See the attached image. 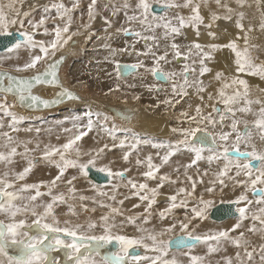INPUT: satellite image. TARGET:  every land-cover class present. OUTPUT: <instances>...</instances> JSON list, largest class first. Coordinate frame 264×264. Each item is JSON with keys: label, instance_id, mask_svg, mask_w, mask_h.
<instances>
[{"label": "snow or ice", "instance_id": "obj_1", "mask_svg": "<svg viewBox=\"0 0 264 264\" xmlns=\"http://www.w3.org/2000/svg\"><path fill=\"white\" fill-rule=\"evenodd\" d=\"M24 3L25 0H0V38L7 41L4 49L9 53L6 57H0V165L4 168L0 172V257L5 258L0 260V264H203L204 258L199 255L185 253L186 260L169 256L173 242L166 241L163 237L177 228L185 234L175 240L177 246L191 248L196 243H201L207 247L208 254H212L220 251L223 245L231 244L236 249L235 257H224L223 264H264V98H253L252 86L242 78L251 76L264 81V61L257 62L259 56L253 55L254 51H261V46L252 43L250 35L257 27L264 33V0H255L261 16L257 24L250 23L247 26L244 23L247 18L246 9L253 6L249 0H108L103 4V9L109 11L111 17L122 12L129 25L117 28V33L137 38L134 43L120 48H113L109 43L103 45L107 51L103 62L114 65L117 81L145 68L158 80L171 81V95L158 100L156 108L163 105L166 111L168 108L175 109L181 100L190 95L189 89L194 90L201 103L194 107L189 105V110L180 112L177 117L178 126L171 128V132L178 137L174 141L154 142L142 138L131 129L118 128L114 123L109 125V116L94 112L89 107L83 114L65 117L63 121L56 122L60 128L56 139L59 141L63 136L62 143L49 142L43 145L39 141L20 140L14 135L20 131L19 125L23 117H18L11 109L15 107L16 101L29 107L42 105L48 108L65 100L81 99L75 91L60 83L58 66L65 57L57 56V53L70 42L74 45L73 38L81 33V29H90L100 5L98 0H90L87 4V22H84V12L81 11L80 23L74 28V14L81 9V0H70L69 4L64 0H56L45 6L39 19H31L29 12L22 11ZM156 7L161 8L165 14L157 15ZM183 9L188 10V15L176 12L169 17L167 14L170 10ZM203 9L210 12L207 22L202 15ZM217 9H222L223 12ZM102 18L107 27L112 26L109 16ZM220 20L233 23L238 30L223 43L217 42L220 37L212 30ZM49 21L51 27L48 26ZM133 24L139 30L132 29ZM201 26L207 30L210 42L202 45L193 41L186 51H182L175 42V37L181 35L183 29L191 28L198 40ZM12 29L16 31L13 32ZM37 35L48 39L37 40ZM161 39L165 42L163 52L158 51ZM141 41L144 43L142 51L136 48V44ZM21 49L27 52L28 59L22 64L5 68L4 61L11 60V54L18 53ZM220 50H228L232 54L236 75L227 79L222 72H216L214 78L221 82L220 87L215 93L207 92L201 77L212 71L207 62L213 59L214 52ZM125 54L135 55L137 62L131 65L122 64L117 57ZM170 55L173 60L182 58L186 61L180 71L163 69L162 64L172 62ZM140 57H150L152 66H146ZM41 64L44 65L43 69ZM29 71L34 74L27 78L12 74ZM34 84L55 86L59 91L51 100L41 99L32 94ZM148 87L150 91L161 90L155 85ZM258 90L264 93V88ZM120 91L119 82L108 89V93ZM205 93L207 100L214 103L204 104ZM9 94L14 97L12 103L7 99ZM134 99L138 100L139 96ZM206 107L211 110L205 111ZM5 117L8 118L7 123ZM122 118L128 122L131 115ZM65 122H70L72 126L64 127ZM241 124L242 128L239 127ZM93 130L102 133L111 141V145L105 141L98 147L85 151L83 138ZM25 131L30 132L32 129ZM35 131L39 135L41 129L36 128ZM48 131L51 132L52 129ZM118 132L123 133V138L117 135ZM149 143L158 150L156 156L160 163H154L151 155L146 160L137 158L135 163L137 166L146 163L147 170L141 175L148 180H158L156 187L149 188L147 183L137 184L133 180H128L124 185L129 188L131 196L141 202L134 204L133 208L146 205L142 213L125 216L120 207L107 203L112 201L123 205L124 200L117 201L116 197L119 184L113 186L111 193L97 190L93 197L78 194L74 182L79 175L87 177L88 170L96 167L97 161L106 152L119 147L123 150V161L129 163L131 150H136L140 144ZM241 146L245 150L242 151ZM126 147L129 150H124ZM205 150L210 153L207 157L203 155ZM182 151L192 154L190 162L183 165L184 178L179 177V167L174 169L178 174L176 179L161 174V168ZM36 152L40 153L39 159L52 163L57 173L48 181L27 183L26 178L37 162L30 157ZM230 153H235V156ZM82 156H86L87 160H82ZM17 157L23 158L27 164L18 171L14 169ZM203 159H207L209 163L223 159L225 163L207 181L204 179L207 172L196 177L187 175V170ZM253 161L257 162L255 166ZM68 169H75L78 175L65 178ZM96 170L105 173L110 181L123 180L125 173L129 171H113L109 166L97 167ZM60 182H63L66 191H56ZM165 182L181 186L167 197L168 206L157 214L160 226L154 225L150 229L147 225L156 218L152 206ZM230 184L233 190L240 188V194L234 200L224 201L222 194ZM198 185L202 186V191L198 192ZM217 192L221 193V203L234 207L236 222L230 229L199 234L201 223L208 218L209 209L214 207ZM249 192L258 194L255 200L258 206L256 211L250 207L254 201L249 199ZM131 196H125L124 199H130ZM45 197L49 199L45 200ZM97 197L105 199L98 200ZM77 198L81 202V208L85 210L87 205L83 202L90 200L93 205L107 208L108 212L100 215L98 219L88 218L83 223H73L69 219L59 220L55 215V207L67 204L68 213L76 216L74 204L69 201ZM189 201L194 204L185 213L183 220L166 223L169 213L178 207L187 209ZM95 210L91 209L93 212ZM117 216L124 217L119 224L116 222ZM28 217L32 218L31 223L28 222ZM248 219L252 221L251 225L245 231H240L244 227V221ZM126 226H133L139 236L122 234L121 230ZM33 229L34 234H30ZM248 235H258L259 243L250 241ZM113 243L117 246L116 251H102ZM138 247L151 255L133 254L129 251ZM9 249H13L16 254L9 255ZM54 252L63 253V256H53Z\"/></svg>", "mask_w": 264, "mask_h": 264}, {"label": "bare ground", "instance_id": "obj_2", "mask_svg": "<svg viewBox=\"0 0 264 264\" xmlns=\"http://www.w3.org/2000/svg\"><path fill=\"white\" fill-rule=\"evenodd\" d=\"M51 1L54 2L56 0H51ZM89 1L90 0H86V2H89ZM34 2L36 3L35 5L33 4ZM106 2H108V0H98V3L100 5L98 7V9L103 8V4L106 3ZM117 2H120V0H117ZM46 3H47V0H46ZM49 3H51V2L49 1ZM249 3H251L253 6L250 9H246V12H247V18L246 19L249 20L248 22L244 21L246 26L248 25V23H252V24L257 23L259 21V19H260V16H261V12L259 10H257V8H256L255 0H249ZM24 5H25L24 10H32L33 8L39 6V2L37 3L36 0L35 1L33 0V2L31 3L30 0H27V1H25ZM212 7H213V9H215V5L214 4L212 5ZM205 11L207 12V14H210L208 9H205ZM217 11H220L221 13L223 12L222 9H217ZM176 12H180V14H182V15H188V10L187 9L175 10V13ZM106 13H107V11L104 10L103 14L106 15ZM160 13H163V11H160L159 13H156V14H160ZM256 13H257V15H255ZM101 15H102V13H101ZM100 25H104V22H102V19H99V20L97 19V21H95L93 23V27H99ZM97 30H99V28ZM212 30L216 31L218 33L220 39L217 42H219V43H223L224 41L230 39L238 31V30L234 29L233 24L231 22H227V21H224V20L217 21L216 25L213 26ZM200 31H201V35H200L199 39L197 40L195 32L193 30H190L189 28H185V29L182 30V34L180 35L182 37V40L181 41H177L176 40V43H178V44L182 43L183 45H181V46H184L185 49H187V47L193 41L199 42L202 45L209 43L210 42V38L207 36V30L203 26H201ZM112 36H113L112 31L107 29V30L99 32L97 34V36L94 37V38H96L95 40L91 39L90 42L86 43V49L83 50L84 61H82L81 63H79V61L78 62H74V61H71L69 59V57L73 56L74 53H75L74 52L75 51V47H76L75 45L81 44L82 42L85 41V39H82V42H80V37H78V36L73 38L74 41H75L74 45L70 42L69 45H67L66 47H64V49L61 50L60 53H57V56L62 55V56L65 57L64 61L61 63V65L59 67V70H58V76H59L60 82L62 83V86L67 87L64 84L63 80H65L67 78V76L65 74V72H66L65 69H66V67L69 64H70V68H69L70 69L69 70V74L70 75L71 74H75V75L79 74L80 75L79 72L82 71V70L80 71V64H83V66L87 67L92 75H94V73H97V72H98V74L101 73L102 75L103 74L106 75V74H108V72L110 70L114 69V67H112L110 65L109 66L108 65H104L101 62H90V61L87 62V61H85V59L86 60L87 59H89V60L93 59L94 56L97 55V54L103 60V57L105 55H107V51L103 48V45L105 43H109L111 45L110 37H112ZM117 39H119V37ZM129 39H127V40H129ZM131 40L132 39H130V41ZM121 41H123V39ZM251 42L254 43V44L260 45V46H262V45L264 46V33L260 32L258 27H257V30L255 32L251 33ZM119 44H121V43H119ZM185 44H187V45H185ZM241 44H242V41H241ZM83 45H84V43H83ZM139 46L140 45L138 43V47ZM118 47L120 48V47H123V46L120 45ZM160 49H158V50H160ZM81 50H82V45H80L77 54L80 53ZM141 50H143V49H141ZM183 50L184 49H182V51ZM263 50H264V47H263ZM263 50L261 49L260 52L254 51L253 55L254 56H259V59L264 61V52H263ZM2 57H4V56H2ZM77 57H78V55H77ZM95 58H96V56H95ZM140 59L144 61V59L142 57H140ZM119 61L122 64H126L127 62L134 64V63L137 62V57L135 55H127V54H125V55L121 56ZM173 62L175 64L176 63L179 64V65L176 64V66L178 67V68L176 67V69H182L183 64H184V60L182 58L179 59V60H174ZM188 63H190V61H188ZM207 63H208V66L211 68L212 71L210 73L205 74L204 77H201V79H203V80L208 79L207 81H204V84H205V86L207 88V92L215 93L216 89H218L220 87V83L221 82L216 81L215 78H214L216 72H222L224 74L225 78H227V79H231L232 75H236L235 74V65L233 63V56L228 50H220V51L214 52L213 53V59L211 61H208ZM63 66L65 68H63ZM43 67H44V65L41 67V69ZM168 68L169 67H167V69ZM168 70L169 71H174L172 68H170ZM32 73L33 72H25V73H14L13 72V74L22 75V76L31 75ZM103 76H102V78H103ZM72 77H73V75H72ZM107 78H109V77H107ZM191 78L192 77L190 76V79ZM242 78L246 79L249 82V84L252 86L253 98H256V97L264 98V93H261L258 90L259 88H264V81L258 80V79H256V77H251V76H242ZM69 79L70 78H68V80ZM107 81L110 82V80H107ZM121 81H123V83H126V85L129 84L127 86L134 85V87H132L133 89L131 91H129V93L131 94L130 97L125 98L119 92H114L113 95H111V96L102 97V99H98V98H95V96H93L89 92V90L88 91L85 90L86 92L81 93V95L76 91V93L81 97V99L76 100V101L67 102V103H65V104H63V105H61V106H59V107H57L55 109L50 110V111H47V110L44 111L43 110V111H38V112H25V111H22V110L18 109L17 105H15V107H13L12 109H13V111L19 112L20 114H23V112H24V114L26 113V114H32V115H36V116H41V115L46 114L48 112L54 111L56 109L60 110V109L67 108L68 109L67 113H68V112L72 111L71 109H73V108L70 107V104L77 103V104H80V105L83 106L84 111L87 110L90 107L94 112L98 111V112L103 113L104 115L109 116L110 119H113L112 123H114L118 128L131 129L132 132L137 133L142 138L149 139L150 141H154V142H161V141L168 142V141H174L175 139L178 138L176 135H174L171 132V128L178 126L177 117L179 116L180 112L181 111H185V110H189V105H192L194 107L196 104L201 103L199 98L195 95L194 90L193 89H189L188 91L190 92V95L188 97H185L183 100H181V102L176 105L175 109L168 108L167 111H166L165 107L163 105H161V107H159V108H156L155 105H156L158 100H162L166 96L171 95V81H165V82H160V81L158 82L157 81L156 82L155 78L150 74V72H145V70L143 68L138 69L137 72L132 73V75H129V77L127 76V78L122 79ZM121 81H119V82H121ZM70 82H71V80H70ZM90 82H91V80H90ZM123 83L121 84V87L124 90H126V88L124 87L125 84H123ZM149 85L158 86V87H160L161 90L159 92L155 91V89L150 91L149 87H148ZM107 87H110V86H107ZM68 88H70L71 90L74 89V87H72L71 84H68ZM33 90L34 91L32 93H36L40 97H43V98H50L53 95V93H54V90L52 88L37 87V88H34ZM137 95L139 96V100L138 101H136V99H134V97L137 96ZM205 96H206V100L204 101L205 105H211L212 103H214V101H208L207 100V93H205ZM7 99L9 101V103L13 102V99L10 96H8ZM119 99H122V100L118 101ZM77 106H79V105H77ZM209 109L211 110L210 107H206L204 110L208 111ZM126 115H131V119L128 122H125L124 119L122 118L123 116H126ZM29 119H32V118H29ZM249 119H251V118L249 117ZM185 127H187V125H185ZM101 137H104V136H101ZM98 138H100V136ZM62 142H63V137L61 138L60 141H55L54 143L56 144V143H62ZM257 143L259 144L258 140H257ZM126 150H129V149L127 148ZM241 150H245L243 148V146H241ZM141 151L143 153H140ZM157 151H158L157 149H154V148L151 147L150 143L147 144V145L146 144H140V145H138V147L136 149V152H134L135 155L132 156V161L131 162L135 163L136 159L139 158V156L141 154H145V155H151L152 158H153V162L156 163V164H159V159L156 156ZM160 153H161V155H163V151L162 150H160ZM209 154L210 153H208L207 150L203 153V155L205 157H207V155H209ZM191 158H192V154L188 153L186 151H182L180 153H177L174 157H172L170 159V162H169L168 165H165V166H163L161 168V174H167V175L171 176L172 178L176 179L178 174L174 171V169L179 167L180 168L179 177H180V179H183L184 178V173H185V169H184L183 165L188 164L190 162ZM178 159L180 160V163H177V161L175 162L176 164H172L171 163L173 160H178ZM183 160H184V162H183ZM205 160H207V159H203V160L199 161L197 163V165H195L192 168L188 169L187 170V175H191L193 177H196L197 175H203L205 173L204 172L205 170H201L202 167H200V165H202L203 161H205ZM219 161H221V160H219ZM224 163H225V161H222V163H219V164L214 162L211 167L210 166H205L209 170H211V171H209V173H207V175L204 176L205 181H207L209 179V177H212L214 175V173L216 171H218L220 168H223ZM130 165H132V163ZM19 166H21V165L19 164ZM140 169H141V172L146 171L147 170L146 164H142ZM2 170L3 169H0V172ZM37 172H38V170H37ZM207 172H208V170H207ZM48 175H46V176H48ZM53 176H55V174L51 175V177H53ZM44 177H45V175H44ZM51 177H49V178H51ZM135 182L137 184H139V183H147L149 188H153V187H156V185L158 183V180H148V179H146L145 177H143L141 175ZM62 184H63V182H62ZM179 186H181V185L170 184L168 182H165L164 187L159 189V194L155 197V202L167 201V197L169 195H171L173 192H175L176 189ZM63 190H64V188H63ZM202 190H203L202 186L198 185V192L202 191ZM240 191H241L240 188H236L235 190H233L232 185L230 184L229 187L224 190V192L222 194V197L224 199H233V198H235L236 196H238L240 194ZM161 193H163V194H161ZM217 196L221 197V193L217 192L215 197H217ZM256 198L257 197H255L254 200ZM70 202H73V201H70ZM129 203L130 204H133V203L139 204L141 202L136 197L133 196L129 200ZM193 204H194L193 201H189V206H188L187 209L183 208V207H178V208L174 209L171 213L168 214L167 219H166V223L183 220L184 216H185V213L187 211H190V209L193 206ZM144 206H146V205L142 204L141 207L133 209L132 210V215H135L137 213H142ZM167 206H168V201L165 202V203L160 204L159 207H157L156 209H154L152 207V212H153L154 216H156V218L151 221V223H150L151 225L160 226V221L158 219V215L157 214L161 210L165 209ZM124 214L127 215L126 213H124ZM63 217H64V215H63ZM235 222L236 221H234V220L228 219L223 224L216 225L214 223H210L208 220H204L201 223L199 234H203L205 232H215V231L223 230V229H230ZM151 225H147V227L151 229L153 227ZM133 231H135V233H136L135 237L139 236V233H137L135 229ZM240 231H245V228H241ZM179 232H180V230H179V228H177L172 233H179ZM30 234H34V229L30 232ZM236 234L237 233H232V235H236ZM62 238H65V237H62ZM248 239L250 241L259 243V236L258 235H252V236L248 235ZM198 246H202V244L198 245ZM224 247H225V250L227 252V248L229 246L228 247L224 246ZM230 247H232V245ZM135 249L140 251V255H151V253H146L145 250H143L140 247L135 248ZM222 249H224V248H222ZM197 250H198V247H193V249H186L183 252L184 253L193 254ZM102 251H106V250L103 249ZM9 253H13L14 254L15 252L12 249V251H10ZM59 255H63V253H60ZM174 257H184V260H186V258H185L186 256L185 255H178L177 254ZM4 259H5L4 257H0V260H4Z\"/></svg>", "mask_w": 264, "mask_h": 264}, {"label": "rangeland", "instance_id": "obj_3", "mask_svg": "<svg viewBox=\"0 0 264 264\" xmlns=\"http://www.w3.org/2000/svg\"><path fill=\"white\" fill-rule=\"evenodd\" d=\"M25 1H27V0H25ZM30 1H31V3L33 2V0H30ZM49 1L51 3L53 2L51 0H47V3H48L47 4L46 3V0H36L37 3L39 2V6L33 8L32 9L33 11L32 10H24L25 5L22 6V11L30 12L29 18H31V19H39L40 15L43 13V10H44L45 6H48V5L51 4V3H49ZM54 2H56V1H54ZM64 2H66V4H69L70 3V0H64ZM89 2H86V0H81V9L80 10H77L75 12V14H74V16L76 18V24L73 26L74 28L80 23L79 17H80V13H81L82 10L84 12V22H87V4ZM33 4L35 5L36 3L34 2ZM103 11H104L103 8L98 9L97 10L98 15H97L96 19L91 22L90 29H88V30L81 29V33L79 35H77L78 37H80V42H82V39H85V41L82 42L81 44L75 45L76 46L75 47V51H74L75 53H74L73 56L69 57V59L71 61H74V62H78L79 61V63H81L82 61H84V56H83L84 53H83V50L86 49V43L90 42L91 39L95 40L96 38H94V37H96L99 32L104 31L106 29H109V30L112 31L113 36L110 37V39H111V42L110 43H111V47H113V48H117L120 45L124 47L126 44H130V43L132 44V43H134L135 40L137 39V38L133 37L132 35H127L126 36L123 33H117L116 28H118V27L120 28V27H122L124 25H125L124 27H129V25L125 22V18H124V15H123L122 12L118 16H116V17H111V13L109 11H107L106 15L103 14ZM101 13H102V15H101ZM164 14L165 13L163 12V13H160V14H157V15H164ZM167 14H168L169 17H171L172 15L175 14V10H170ZM202 15L205 16V21L207 22L210 14H207V12L205 11V9H203L202 10ZM255 15H257V13ZM104 16H109L112 19V26H111V28L110 27H107L105 25V23H104V25H100L99 27H93V23L95 21H97V19L98 20L99 19H102V22H104V20L102 18ZM244 21L248 22L249 20L248 19H245ZM248 24H250V23H248ZM254 24H257V23H254ZM48 26L51 27V21H49V25ZM233 27H234V25H233ZM98 28H99L100 31L97 30ZM131 28L134 29V30H139L138 29V26H136L134 24L131 25ZM189 29L192 30L191 28H189ZM234 29H235V27H234ZM12 31H16V29H12ZM157 35L158 36L160 35V32L159 31H158ZM118 37H119V39H117ZM120 37L123 39V41H121L122 39ZM126 38L127 39L130 38L132 40L130 41V39L127 40ZM36 39L37 40H41V39H45L46 40V39H48V37H45L43 35H37L36 36ZM176 40L177 41H181L182 40V37L180 35L179 36H176L175 37V42H176ZM118 42L121 43V44H119ZM142 42L143 41H141L139 43V45H140L139 47H138V43L136 44V48L137 49H140V50L143 49L144 50V44ZM169 42H171V41H169ZM83 43H84V45H83ZM160 43L162 45L160 47L161 49L159 48L160 50H158V51L163 52L164 51L165 42L163 41V39H161ZM80 45H82V50H81L80 53L77 54ZM178 45H180L181 50L182 49H184L183 51H186L187 50V49H185L184 46H181V45H183L182 43L181 44L179 43ZM185 45H187V44H185ZM263 47L264 46L262 45L261 46V49L262 50H263ZM61 50L58 53H60ZM263 52H264V50H263ZM8 55H9V53H7L6 51L0 53V57H2V56L6 57ZM11 55H12V59L11 60H7L6 59L4 61V67L5 68H10V66L15 65V64H22V63H24L28 59V54H27V52L24 49H21L18 53H12ZM77 55H78V57H77ZM95 56H96V58H95ZM95 56L93 58L94 60L93 59H90V60L89 59H87V60L85 59V61H87V62H89V61L90 62H101L104 65H108V66L110 65V66L114 67V65H112L110 63H106V62L103 63V60L101 59V57L98 54L95 55ZM119 57L121 58V56H119ZM119 57H117L118 60L120 59ZM142 58L144 59V64L146 66H149V67L152 66V60H151L150 57L149 58L142 57ZM169 59L172 62L170 64H162L163 65L162 66L163 69L165 71H169L168 69L172 68L174 71H180L181 69H176V67H177L176 64L177 65H179V64L178 63L175 64L173 62L174 60L172 59L171 55L169 56ZM261 61L262 60L259 59L257 62H261ZM184 63H185V61H184ZM127 64H130L131 65L133 63H128L127 62ZM42 66H43V64L40 65V67H42ZM166 66L169 67V68L167 69ZM63 68H65V67L63 66ZM69 68H70V64L65 69V71H66L65 74H66L67 78L65 80H63V82H64V84L67 87H68V84H71L72 87H74L73 90L77 91L80 95H81V93H84V92H86V91L89 90V92L93 96H95V98L102 99V97H107V96L113 95V93H108V88H110V87L113 88V86H115V84L117 82H119L116 79L114 69H112V70H110L108 72L109 75L108 74H106V75L103 74L104 75L103 76L100 73L103 76V78H102V76L100 74H98L97 71H96L97 73H94V75H92L91 72L88 70V68L85 67V66H83V64H80V71L82 70L81 72H79L80 75L79 74H76V75L75 74H71L70 75L69 74V70H70ZM143 69L145 70V68H143ZM29 72H31V71H29ZM145 72H147V71L145 70ZM72 75H73V77H72ZM130 75H132V74H130ZM106 76L109 77V78H107ZM234 76L235 75H232V77H234ZM68 78H70V79L68 80ZM256 79L260 80L257 77H256ZM70 80H71V82H70ZM90 80H91V82H90ZM107 80H110V82L107 81ZM207 80L208 79L203 80V81H207ZM155 81L157 82L156 79H155ZM121 82L123 83V81H121ZM121 82H119V83L122 84ZM123 84H125V86L124 85L123 86L126 88V90H124L121 87V91L119 93L123 97H125V98L130 97L131 94L129 93V91H131L133 88L130 87V86H127L129 84H127V85H126V83H123ZM107 86H110V87H107ZM156 87H158V86H156ZM158 88H160V87H158ZM106 93H108V94L106 95ZM121 100L122 99H119L118 101H121ZM138 100L136 99V101H138ZM205 100H206V96H205ZM77 105H79V106H77ZM70 107L73 108V109H71L72 111H70L68 113H67V110H68L67 108L60 109V110L56 109L54 111L48 112L46 114H43L41 116H36V115L26 114V113L24 114V112H23V114H20L19 112H15V111H13V109H11V111L14 112L15 114H17L18 117H23V121L19 125L20 131L18 133H15L14 135L17 136L20 140H25V141L26 140H32L34 142L35 141H39V142H41L42 145L44 143H49V142L55 144L54 142L57 141L56 136L58 134H60V128L56 125V122L57 121H63L65 117H69V116L77 115V114H83L86 111V110L84 111V108H83L82 105L77 104V103L70 104ZM220 107L223 108V105H220ZM208 111H210V109ZM29 118H32V119H29ZM7 119H8L7 117L4 118L5 123H7ZM112 121H113V119H110L108 121L109 125L113 124ZM227 123L228 122L226 121V125H227ZM71 126L72 125H71L70 122H65V124H64V127H69L70 128ZM239 127L242 128L243 125L241 124ZM28 128H31V129L33 128V129L30 132L29 131H25V129H28ZM36 128L41 129L39 135H37V133L35 131ZM48 129H52V131L49 132ZM117 135L120 136L121 138H123V133L118 132ZM99 136H100V138H98ZM101 136H103V134L102 133H97L96 130H93L92 132H90L87 136H85L83 138V141H82L83 149L85 151H87L89 148L98 147L99 145L103 144L105 141H107L111 145V141L110 140H108L106 137H101ZM62 137L63 136H61V138ZM117 143H118V141H117ZM32 146L33 145H29V147H32ZM126 149L127 148H125L124 150H126ZM21 151H22V149H21ZM134 152H136V150H131L130 162L129 163H125L123 161V159H122L123 150H121L119 147L112 148L111 151L106 152V154L103 155L102 158L97 161L96 167H93L92 169L96 170L97 167H102V166H109V167H111L113 169V171H123L124 169H129V171H127L125 173V178L123 180H120V179L111 180L108 183L99 184L98 185V184H95L92 181H90L87 177H84L82 175H79L78 176V180L74 182L78 194H83V195L88 196V197H93V196H96V191L97 190H99V191H105V192H110L111 193L113 186L119 184L120 187L116 191V197H117V201L122 200V199L124 200L123 205H119L118 203H114L112 201H107V203L112 204L113 206L120 207L121 210L124 213H126L127 215H132V210L135 209V208H133V205L134 204H137V203H133V204H130L129 203V200L133 196H131V193L129 191V188L128 187H125L124 185L127 184V181L128 180L136 181L141 176V173H142L141 172V169H140V167L142 165L137 166L136 163L131 162L132 161V156L135 155ZM140 153H143V152L141 151ZM39 156H40V153L39 152H36V153L32 154V156L30 157V158H34L37 162L34 164V166L32 168V171L29 173L28 177L26 178V182L27 183H36V182L41 181L42 179L44 181H48V180H50L52 178L51 177L52 174L53 175L54 174L56 175V173H57V169H56V167L52 163H49L47 161H44V160L39 159ZM148 156L149 155L141 154L139 156V159L146 160V158ZM15 159H16V162L17 163H15L16 166L14 165V169L17 170V171L18 170H21L24 167V165L26 164V161L23 158H21V157H17ZM81 159L84 160V161H86L87 160V157L86 156H82ZM176 161H177V163H180V160L179 159L178 160H173L171 163L172 164H176L175 163ZM222 161H224V160L223 159H221V161H215L214 160V162L215 163H218V164L219 163H222ZM183 162H184V160H183ZM131 163H132V165H130ZM159 163H160V160H159ZM213 163H209L207 160L203 161V164L200 165V167H202L201 170H205L204 172H207V170H208L207 173H209V171H211V170H209L205 166H210L211 167L213 165ZM19 164L21 166H19ZM25 166H27V164ZM0 169H3L4 170V168H3L2 165H0ZM37 170H38V172H37ZM43 174L45 175V177H44ZM46 175H48V176H46ZM73 175H78L77 171L75 169H68L67 172L65 173V178H70ZM49 177H51V178H49ZM172 179H175V178H172ZM63 188H64V190H63ZM43 190L44 189H42V191ZM56 191H60V192L66 191L65 185L62 184V182H60L59 187L56 189ZM161 194H163V193H161ZM125 196H131V198L130 199H124ZM248 196H249V199H252L253 198L252 200L254 201V203L250 207L252 208L253 211H256V209H257L258 206L255 204V200L258 198V196H254L251 192L248 193ZM255 197H257V198L254 200ZM235 198H233V199H224L223 198V200L224 201H228V200H234ZM44 199L47 200L49 198L48 197H45ZM97 199L98 200H104L105 198L104 197H97ZM165 202H167V201L155 202L152 207L154 209H156L157 207H159L160 204L165 203ZM69 203H71V204H74L75 203L74 204V210L76 211L77 215L76 216H71L68 213V205L67 204H60L59 206L55 207V209H54L55 215L57 216V218L59 220L63 221L64 219H69L73 223H75V222H81V223H83L88 218L98 219L100 215H103L106 212H108V209L107 208H101V207H99V205H93L90 200H86V201L83 202L84 204L87 205V210L81 208V206H80L81 202L78 200V198L75 201H73V202H70L69 201ZM220 203H221V197L220 196L215 197V204H214V206H216V205H218ZM92 208H95L96 210L93 212V211H91ZM212 208L209 209V212H210V210ZM63 215H64L65 218L63 217ZM127 215H125V216H127ZM0 218H2V217H0ZM123 218H124L123 216H117L116 217V222L119 224L120 220H122ZM27 219H28V222L31 223V219L32 218L31 217H28ZM206 220H208L210 223H214L216 225H220V224H223L224 222H226V221H224V222H215V221L209 219V214H208V218ZM231 220L236 221V217L233 218V219H231ZM251 223H252V221L250 219L245 220L244 221V227L243 228H245V230H246L247 226L251 225ZM149 225H151V224H149ZM61 226H63V225H61ZM151 226H154V225H151ZM134 229L135 228L133 226H126L121 231H122V234H126V235H128L130 237H135L136 236V233H135V231H133ZM182 235H185V234L184 233H181V232H179V233H169V234H166L163 237V239H165L166 241H170L172 238H174L176 236H182ZM198 245H201V243L200 244L197 243V244H195L193 246V247H198V250L195 253L191 254V255H199V256H202L204 258L203 264H223V258L224 257L229 256V255H230V257H233V256L235 257L236 250H235V248L233 246L230 247L231 246L230 244L223 245L222 248H224V249L221 248L220 251L215 252V253H212V254H208L207 247L204 244H202V246H198ZM224 246H226V247L229 246L227 248V252H226ZM193 247H191V248L186 247V248H182V249H178V250H173V251L172 250H169V256L170 257H173V256H176L177 254L178 255H184L185 253L183 251H185L186 249H193ZM10 251H12V249H9V252ZM52 254L54 256H60V257L63 256V255H59L60 252H54ZM177 258L180 259V260H184V257H177ZM185 258L187 259V257H185Z\"/></svg>", "mask_w": 264, "mask_h": 264}, {"label": "water", "instance_id": "obj_4", "mask_svg": "<svg viewBox=\"0 0 264 264\" xmlns=\"http://www.w3.org/2000/svg\"><path fill=\"white\" fill-rule=\"evenodd\" d=\"M160 11H162L161 10V8H159V7H156L155 8V12L156 13H159ZM13 32H15V31H13ZM7 43V41L6 40H4L3 38H0V53H2V52H5V49H4V45ZM61 56V55H60ZM127 64V63H126ZM61 65V64H60ZM60 65L58 66V70H59V67H60ZM128 65H130V64H128ZM44 68V67H43ZM42 68V69H43ZM13 74V73H12ZM34 73H32L31 75H27V76H22V75H19V76H22V77H25V78H27V77H31L32 75H33ZM13 75H16V74H13ZM127 76H129V75H127ZM126 76V77H127ZM155 78V77H154ZM157 81H160V82H165V81H162V80H158L157 78H155ZM59 81H60V79H59ZM4 83L5 84H7V81H4ZM61 83V82H60ZM62 84V83H61ZM37 87H43V88H52L53 90H54V93H53V95L50 97V98H43V97H40L38 94H36V93H32L33 95H35V96H38V97H40L41 99H48V100H51V99H53L56 95H57V93H58V91H59V89L57 88V87H55V86H51V85H45V84H34L33 85V88H32V92L34 91L33 89L34 88H37ZM64 87V86H63ZM74 91V90H73ZM76 92V91H75ZM78 95V94H77ZM8 96H10L13 100H14V97L11 95V94H9ZM67 102H70V101H64V102H61V103H59V104H55V105H51L50 107H48V108H45V107H43L42 105H37V106H34V107H29L27 104H25V105H21L20 103H19V101H16V105H17V108L18 109H20V110H22V111H25V112H38V111H50V110H52V109H55V108H57V107H59V106H61V105H63V104H65V103H67ZM30 103V102H29ZM230 155H232L233 157L235 156V153H230ZM256 163L257 162H255V161H253V165L255 166L256 165ZM87 178L90 180V181H92L93 183H95V184H105V183H108L110 180H109V178H108V176L105 174V173H102V172H99V171H97V170H94V169H92V168H90L89 170H88V176H87ZM253 194V193H252ZM254 196H258V194H253ZM237 216V214L235 213V211H234V207L232 206V205H229V204H227V203H220V204H218V205H216V206H214L211 210H210V212H209V219H211V220H213V221H215V222H224V221H226V220H228V219H232V218H235ZM178 237H180V236H176V237H174V238H172L170 241H172L173 243H172V247L170 248V250H178V249H182V248H186V247H183V246H177L176 245V243H175V240L178 238ZM197 244V243H196ZM104 250H106V251H115V250H117V246H116V244L115 243H113V244H110V245H107L106 246V248L104 249ZM131 253H133V254H139L140 255V251L139 250H137V249H135V248H133V249H130L129 250ZM16 253H9V255H15Z\"/></svg>", "mask_w": 264, "mask_h": 264}]
</instances>
